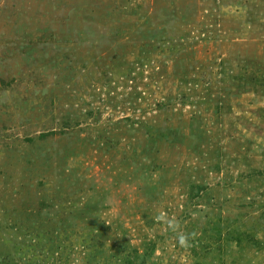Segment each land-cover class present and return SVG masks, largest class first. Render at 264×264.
<instances>
[{"label": "rangeland", "instance_id": "1", "mask_svg": "<svg viewBox=\"0 0 264 264\" xmlns=\"http://www.w3.org/2000/svg\"><path fill=\"white\" fill-rule=\"evenodd\" d=\"M77 261L264 264V0H0V264Z\"/></svg>", "mask_w": 264, "mask_h": 264}, {"label": "clouds", "instance_id": "2", "mask_svg": "<svg viewBox=\"0 0 264 264\" xmlns=\"http://www.w3.org/2000/svg\"><path fill=\"white\" fill-rule=\"evenodd\" d=\"M156 220L158 222H162L166 224L171 231L176 235L180 245L182 247H189L191 246V241L195 239L196 233H186L182 230L181 225L179 221H177L173 217H168L165 214H160L156 217ZM76 264H79V261L76 262Z\"/></svg>", "mask_w": 264, "mask_h": 264}]
</instances>
